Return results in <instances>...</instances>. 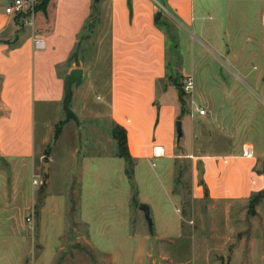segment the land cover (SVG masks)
<instances>
[{"label": "rangeland", "instance_id": "obj_1", "mask_svg": "<svg viewBox=\"0 0 264 264\" xmlns=\"http://www.w3.org/2000/svg\"><path fill=\"white\" fill-rule=\"evenodd\" d=\"M158 1L162 3V0ZM215 3L222 12L228 10L236 21L233 33L240 38L236 39L240 42L235 45L234 51L239 57L212 53L207 42H202L205 48L192 36L191 28L187 30L179 26L177 29L171 20L158 12L157 20L167 37V69L165 79L158 86V95L168 93L177 101L179 116L183 119L179 152L199 150L200 153L220 154L229 150L231 143L234 146L250 141L264 150V78L256 80L262 72L264 74V44L261 47L259 31L264 1L217 0ZM225 28L223 18L221 29L224 31ZM223 31L220 35L225 41ZM262 31L264 34V27ZM246 38L251 40V45H246ZM202 47L204 50L199 53ZM238 62L245 68L240 69ZM101 67L104 72L106 65ZM92 76L90 74L83 79L79 86H72L75 94L70 108H76V113H73L77 124L74 120L65 122L62 101L35 106L36 134L43 124L49 125L50 132V142L42 149L50 154V171L47 159L39 158L45 162L44 167L49 173L46 187L40 189L47 183V176L42 178L40 187L32 184L29 166L27 168L22 164L14 169L15 178L11 177L13 170L9 166H5L2 172L0 163L1 206L5 202L13 206V196L9 191L12 186L9 188V185L17 187L18 196L20 190L29 197L31 189H39L45 191L49 203L54 199H59L61 203L65 229L56 250L58 240L54 236L58 228L53 225V218L48 212L47 224L44 225L47 241L44 261L50 258V264H264V183L262 189L258 188L246 201H198L191 196L192 165L188 157L170 160L156 157L145 161L130 160L128 163L114 158L108 163L107 175L95 178L92 172L100 166L94 162H99L100 154L95 157L97 159H89L87 172L80 177L78 171L85 167L81 164L83 156L91 157L100 152L107 154L116 147L121 150L120 133L116 126L110 124L107 108H94L99 102V94L105 92V82L93 80ZM188 81L192 86L187 89ZM91 90L93 94L90 93V98L87 92ZM201 105L211 113L213 111L212 123L204 125L202 136L195 129L196 122L188 117L196 106ZM94 115H101L102 118L94 119ZM100 125H104V129H99ZM58 128V140H54ZM105 130L112 136L113 145L109 137L104 138L107 142L102 140ZM100 141L102 144L97 145ZM122 164L127 168L126 174ZM254 164L253 172L264 177V158L255 160ZM42 169L39 166L37 171ZM252 179L255 180L253 176ZM80 185L91 188L93 203L105 206L107 211L105 223L100 222L98 217V222L92 226L95 251L88 241L79 237L85 233L83 227L74 225L75 228L72 226L68 230V223L76 215L74 205L77 196L74 191ZM171 187L179 196V201L174 194L171 196ZM102 188L105 191H101ZM140 203L150 208L151 222L154 221L159 235L170 237L168 240L154 238V227L139 210ZM49 211H52V206ZM11 212L16 219H24V225L29 226V264H34L33 261L39 264L42 249L37 240L39 221L35 219L34 212L29 214L28 210ZM28 218L30 222H27ZM176 223L180 224L179 234L171 230ZM13 229L12 220L8 222L7 229L0 231V250L4 249L5 253V250L15 249L14 255L19 256L20 250L13 244L21 241L19 238L24 232L10 233Z\"/></svg>", "mask_w": 264, "mask_h": 264}, {"label": "crops", "instance_id": "obj_2", "mask_svg": "<svg viewBox=\"0 0 264 264\" xmlns=\"http://www.w3.org/2000/svg\"><path fill=\"white\" fill-rule=\"evenodd\" d=\"M215 1L217 0H162L161 3L158 0H60V2L40 0L33 16L27 18V22L24 23L21 19L23 17L15 18L4 13V7L10 0H0L2 172L5 166H9L13 170L11 177H15L14 169H18V166L23 164L27 168L29 166L31 176L38 174H41L39 176L42 178L47 176V183L42 187L39 186L40 189L48 185L49 173L47 174L44 167L45 162L40 161L39 158L47 159L50 171V154L42 150L43 146L50 142L49 125L43 124L41 131L36 134L35 106L61 103L64 94V77L70 70L78 68L82 70V80L91 74L93 80L105 82V92L99 94L98 102L105 106L96 103L94 108H107V116H110L112 127L114 125L124 133V150L127 155V158L121 156L116 147L107 154L100 152L91 157L83 156L81 164L85 167L78 171L80 177L87 172L86 165L89 164V159H94L99 154V162L94 163L100 168L92 172L95 178L103 174L107 175L108 163L114 158L128 163L130 160L145 161L156 157L168 158V160L188 157L192 165L191 196L195 200L207 199L217 203L240 202L249 199L258 188L262 189L264 177L253 172L255 160L264 158V150L261 147H256L250 141L234 146L231 143L229 150L220 154L200 153L199 150L179 152L180 140L176 137L175 122L180 120L182 124L183 119L179 116L177 101L175 96L168 93L158 95V86L165 79L167 69V37L157 20L158 12L165 15L168 21L171 20L177 29L179 26L186 27L187 30L191 28L192 36L197 38L201 46L205 47L202 42H207L208 49L212 53L239 57L234 51L235 45L240 42L236 40L240 38L233 33L236 21L228 10L222 12ZM263 16L264 12L261 14L259 27L261 47L264 44ZM223 18L226 21L224 31L221 29ZM104 27H106L105 33ZM222 31L226 34L225 41L220 35ZM35 39L43 41L41 49L35 48ZM245 41L246 45L251 43L249 38ZM201 50L203 51L204 48H200L199 53ZM238 64L240 69L245 68L241 62ZM103 65H106L104 72L101 67ZM263 78L262 72L256 80L260 81ZM87 93L91 98L92 90ZM201 108H205L204 115H198L194 110L190 114L192 116L188 117L192 122H196L197 126L193 128L202 136L204 125L208 122L212 123L213 111L211 113L202 105ZM72 111L76 113V108L73 107ZM100 118L101 115H94V119ZM74 122L77 124V120ZM74 127L77 129V126ZM193 128L191 127L192 130ZM99 129H104V125H100ZM108 137L113 145L112 136L105 130L102 140L107 142L108 140L104 138L108 139ZM100 144L101 141L97 145ZM245 145L252 147L253 157L241 155V148ZM236 152L239 154L234 155ZM216 160L218 162L214 163ZM39 166L44 169L37 171ZM122 170L126 174L125 164H122ZM252 176L255 180H251ZM10 186H12L9 191L13 196V206L7 202L2 206L0 204V231L3 232L2 228L7 229L8 222L13 220L14 229L10 233L18 234L17 231L21 230L24 234L19 238L20 242L13 244L14 248L20 250L19 256L14 255L15 249L5 250V253H3L4 249L0 250V264H29V247H31L29 226H25L24 219H16L11 212L21 209L28 210L29 214L34 212L35 219L39 221L37 240L42 248L39 264H50L52 261L50 258L46 261L43 259L47 246L44 225L47 224L49 212V217L53 218V225L58 228L57 231L55 229L54 236V239L58 240L55 246L57 250L65 229L62 220L64 214L63 211L61 212L59 199L49 203L45 191L38 188V190L31 189L29 197L22 190L18 196L17 187L15 185L8 187ZM101 191L105 189L102 188ZM170 191L171 196L174 194L179 201L180 198L173 187ZM92 193L91 188L81 185L76 187L74 191L77 196L74 205L76 215L75 219L68 223V230L70 231L74 225L83 227L85 233L79 237L85 242L88 241L95 251L96 245L93 243L95 233L92 226L98 222V217L100 222L105 223L104 215L107 211L105 206L93 203ZM50 206L52 211H49ZM151 223L154 227L155 239L170 238L159 235L154 221ZM176 224L171 230L179 234L180 224L178 223L177 226ZM144 236L145 234L143 238ZM36 262L33 261L34 264Z\"/></svg>", "mask_w": 264, "mask_h": 264}, {"label": "built area", "instance_id": "obj_3", "mask_svg": "<svg viewBox=\"0 0 264 264\" xmlns=\"http://www.w3.org/2000/svg\"><path fill=\"white\" fill-rule=\"evenodd\" d=\"M40 0H10V2L4 7V13L9 16H19L24 23L27 22V18H31L35 13V9L38 6ZM263 22H264V16ZM34 46L37 49H41L43 47V41L41 39L34 40ZM188 86V87H187ZM192 84L190 81L187 82L186 88L191 87ZM195 111L198 115H204L205 110L201 107L196 106ZM242 156L251 158L253 155V149L251 146L246 145L243 146L241 151ZM32 184L35 186H40L42 184V177H38L34 175L32 178ZM30 218L27 219V222H30Z\"/></svg>", "mask_w": 264, "mask_h": 264}, {"label": "water", "instance_id": "obj_4", "mask_svg": "<svg viewBox=\"0 0 264 264\" xmlns=\"http://www.w3.org/2000/svg\"><path fill=\"white\" fill-rule=\"evenodd\" d=\"M82 81V70L81 69H72L70 72L64 77L63 80V99H62V109L65 114V122H68L70 120H75L76 116L73 113V111L70 108V103L72 100V86H79ZM175 132H176V137L179 139L182 135L181 132V121L177 120L175 122ZM139 210H141L144 215L146 220L150 223L149 219V209L148 206L145 204H140L139 205Z\"/></svg>", "mask_w": 264, "mask_h": 264}, {"label": "trees", "instance_id": "obj_5", "mask_svg": "<svg viewBox=\"0 0 264 264\" xmlns=\"http://www.w3.org/2000/svg\"><path fill=\"white\" fill-rule=\"evenodd\" d=\"M44 8V7H43ZM19 16H15V18H17ZM117 130L119 131L120 133V141H119V146L121 147V150L119 149V153L121 156L127 158V155H126V152L124 150V146H125V136H124V133L123 131H121L119 128H117ZM58 132H59V128L55 130V134H54V138L57 137L58 135ZM114 136V135H113Z\"/></svg>", "mask_w": 264, "mask_h": 264}, {"label": "bare ground", "instance_id": "obj_6", "mask_svg": "<svg viewBox=\"0 0 264 264\" xmlns=\"http://www.w3.org/2000/svg\"><path fill=\"white\" fill-rule=\"evenodd\" d=\"M156 152V151H155ZM157 152H159V150H157Z\"/></svg>", "mask_w": 264, "mask_h": 264}]
</instances>
